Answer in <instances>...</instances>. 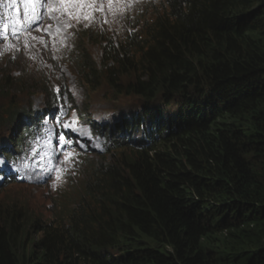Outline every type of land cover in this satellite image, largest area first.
<instances>
[{"label":"trees","instance_id":"16d2710c","mask_svg":"<svg viewBox=\"0 0 264 264\" xmlns=\"http://www.w3.org/2000/svg\"><path fill=\"white\" fill-rule=\"evenodd\" d=\"M145 7L127 33H78L111 65L80 60L86 77L136 63L139 124L94 126L120 157L100 158L56 221L0 207V264H264V0Z\"/></svg>","mask_w":264,"mask_h":264},{"label":"rangeland","instance_id":"374dc122","mask_svg":"<svg viewBox=\"0 0 264 264\" xmlns=\"http://www.w3.org/2000/svg\"><path fill=\"white\" fill-rule=\"evenodd\" d=\"M148 1L131 0L129 2V0H123V2H119L117 0L112 5V11H108L107 0H103L105 14L103 17L95 16L92 31L97 33L116 30L118 34L127 33L128 29L125 27L121 15L126 14L128 10L131 14H135L140 8H146ZM44 2L47 3V0ZM41 9L46 13L42 21L20 36L19 39L5 40L4 36L0 35V50L3 51V54L0 55V146L2 145L4 150H7L6 146L12 143L10 137L14 134L13 131L17 128V132H22V126L26 125L20 120L27 122L28 116L30 117L36 112L44 116L47 113L44 110L59 104L68 109L71 117L82 106V110L85 111L82 121L84 119L91 121V123L86 122L90 127H92V123L96 124V122L101 124L99 126H107L111 122L120 121L124 115H128L127 118H130L129 115L132 111H137L140 104L139 97L133 93L128 94L125 90L130 80L134 81L142 74L136 63L132 69L135 72L130 77L120 75L119 70L115 68L112 76H110L111 73H106L104 79L101 80L96 79L93 72L87 68L88 77H86L85 72L78 69V65L80 60L89 58V56L90 60L95 62L94 67L96 66L99 71H102L101 75L105 68L111 66L110 62L102 64L103 60L108 58L104 54L102 44H99L95 37L89 41L86 38H76L75 44L72 42L73 39L67 38V29L61 28L60 31H57L58 21L51 18L47 8L42 7ZM150 12H152V8L148 7L147 14L150 15ZM55 15H59V13ZM108 16L110 20H108ZM103 18L108 22L104 23ZM62 19L66 20L67 18ZM78 25L80 24L78 23ZM49 26H51L49 31H43ZM32 37L37 39H32ZM41 38L43 43L40 42ZM25 40H28L30 47L25 48ZM6 44L15 45L19 51L6 48ZM84 46L90 50L89 54L82 51ZM39 56L44 57V62H38ZM111 79L114 80L113 84L110 82ZM92 80H94L93 86L90 83ZM56 90L66 92L68 96L58 99ZM85 96L89 100L82 105ZM75 104L77 108H75ZM91 113L94 116L89 118ZM73 118L76 117L73 115ZM138 131L142 132L143 130L138 129ZM94 132L96 133L94 145H99L96 143L99 139L101 145H106L105 135L99 134L98 130ZM22 140L23 137L20 138L18 147L21 146ZM41 145L39 154H36L39 145H35L30 156L26 157V161L20 165L26 178L4 183V186L0 187V207L2 209L19 208L23 213L41 216L46 221L53 222L62 212L67 214V209H70L79 200L84 191L83 186L93 172L94 164L101 157L109 159L112 163L113 160L120 157L121 153L119 148L112 149L110 151H113L111 159L110 152L106 155L103 151L97 154L98 150L88 153L77 152L76 155L74 153L71 160L65 162V154L55 156L45 142H42ZM11 147L15 149L14 145ZM14 152L19 153L17 150ZM46 155L55 157L52 160ZM0 165L4 166L3 160H0ZM58 168L63 169L59 180L57 179ZM33 173H36L38 177H32Z\"/></svg>","mask_w":264,"mask_h":264},{"label":"snow or ice","instance_id":"6c2138e0","mask_svg":"<svg viewBox=\"0 0 264 264\" xmlns=\"http://www.w3.org/2000/svg\"><path fill=\"white\" fill-rule=\"evenodd\" d=\"M117 0H107L108 11H112V5ZM119 2H123V0H119ZM131 2V0H129ZM8 7L14 9L13 13H7L8 17L12 18L11 25L8 22L0 23V35H3L5 40L8 39L9 28L11 27L12 36L19 39L17 33L19 31L25 30L24 26L31 24L32 22L38 20L40 18V8H47L48 12L51 15V18L58 21L57 31H60L61 28L67 29L72 27L71 21L75 20L76 23L84 22V27H88L91 23H93L96 19L95 13L100 12L103 16L105 14V9L103 6V0H47V3L44 0H7ZM20 3L23 4V16L21 18V10L19 8H15V6ZM123 11V9H121ZM59 13V15H55ZM66 17L67 19H62ZM108 21L105 19L104 23ZM51 26L47 29H43V31H49ZM32 39H37L36 37H32ZM40 42L43 43L42 38ZM25 48L30 47L28 40L24 41ZM6 48L15 49L19 51L13 44H6ZM3 54V51L0 50V55ZM14 58V57H13ZM34 58V57H33ZM62 143H70L66 138L61 135L59 137ZM74 153H66L65 154V162L71 160ZM51 170V169H49ZM63 172V169H57V179L59 180L60 174ZM55 187V185H53Z\"/></svg>","mask_w":264,"mask_h":264},{"label":"bare ground","instance_id":"6f19581e","mask_svg":"<svg viewBox=\"0 0 264 264\" xmlns=\"http://www.w3.org/2000/svg\"><path fill=\"white\" fill-rule=\"evenodd\" d=\"M159 9H160V8H159ZM161 12H163V11L161 10ZM39 47H40V46H39ZM35 50H37V49H35ZM36 52H37V51H36ZM62 61H63V60H62ZM76 67H77V66H76ZM80 75H81V74H80ZM82 76H83V75H82ZM87 80H88V79H87ZM146 104H147V103H146ZM149 105H150V104H149ZM159 107H160V106H159ZM165 107H167V106H165ZM164 110H165V109H164ZM166 110L169 112V109H168V108H167ZM166 110H165V111H166ZM165 111H164V112H165ZM33 115H34V117H33ZM167 117H168V116H167ZM28 118H29V116H28ZM30 118H31V119H38V120H45V119H46V115L44 114V116H41V114H39L38 112H36V114H32V115L30 116ZM30 118H29V119H30ZM127 119H128V118H127ZM28 121H29V120H27V122H26L25 120H24V121H23V120H22V121L20 120V122H24V123H26V124L29 123ZM138 121H140V119L136 120V122H138ZM169 122H172V123H173V120L170 119ZM30 125H31V124H30ZM18 126H19V125H18ZM28 127H29V126H28ZM26 128H27V126L24 127V129H23L22 131H25ZM147 128H148V127H147ZM16 130H17V128L13 131L14 134H16V132H17ZM134 130H135V129H134ZM17 133H21V134H23L22 132H17ZM146 133H147V132H146ZM157 134H158V133H157ZM157 134H156V135H157ZM143 139H144V138H143ZM10 141H12V137H10ZM132 141H133V140H132ZM118 145H119V144H118ZM51 146H54V145L52 144ZM114 148H115V147H114ZM123 153H124V152H123ZM75 155H76V154H75ZM122 157H123V156H122ZM101 158H102V157H101ZM76 163H77V162H76ZM2 186H4V185L0 183V187H2Z\"/></svg>","mask_w":264,"mask_h":264}]
</instances>
